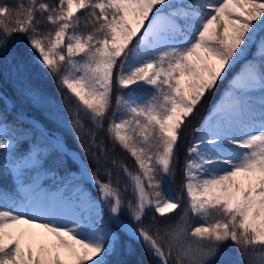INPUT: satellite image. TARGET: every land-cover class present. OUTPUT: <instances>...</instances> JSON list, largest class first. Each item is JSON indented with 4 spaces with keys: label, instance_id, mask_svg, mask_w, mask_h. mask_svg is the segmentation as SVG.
<instances>
[{
    "label": "snow or ice",
    "instance_id": "obj_1",
    "mask_svg": "<svg viewBox=\"0 0 264 264\" xmlns=\"http://www.w3.org/2000/svg\"><path fill=\"white\" fill-rule=\"evenodd\" d=\"M13 37L23 52L6 57ZM21 56L53 80L95 171L0 91V264H139L132 241L150 264H264V0H0V79Z\"/></svg>",
    "mask_w": 264,
    "mask_h": 264
},
{
    "label": "trees",
    "instance_id": "obj_2",
    "mask_svg": "<svg viewBox=\"0 0 264 264\" xmlns=\"http://www.w3.org/2000/svg\"><path fill=\"white\" fill-rule=\"evenodd\" d=\"M6 2H13V0H6ZM17 37L19 34H16ZM24 48V44L22 43V38L17 39L16 37H13L8 44V50L11 54L13 53H22ZM32 55H35L33 53ZM19 59L24 60V66H26V70L28 72V82L32 87L38 88L43 94L48 95L52 98H54L61 106L62 101L60 95L57 93L55 84L50 76L46 75L44 71L39 69L36 65L31 63V61L26 56H21ZM231 77V72H229L228 78L223 80L222 82L218 83L216 89L214 92L206 96L202 103L198 106L195 117L193 119L189 120L188 128L186 129L187 135L182 138L181 145L182 149L186 148L188 140L191 139L192 133L194 130L197 129L198 125L201 123L203 118L207 115V113L210 110L211 105L216 101L218 96L222 93L224 89H226L228 80ZM0 91L3 92L5 97H10L11 100L15 101L16 104V111L23 112L25 115L34 117L39 119L44 123V126L47 127L49 130L53 131L52 126L49 124V122L44 118L42 115V112L39 108H36L33 104L28 102L27 100H24L20 98L15 90V85L12 82V78L8 74V76L2 77L0 79ZM65 113H67L66 109L63 108ZM68 114V113H67ZM9 119L11 120L12 117L10 116ZM63 139L66 140L67 145L69 148L76 150L85 161L86 165H88L89 169L91 171H95V167L92 165L89 158L84 154L80 144L77 142V140L70 135L63 133ZM108 141L105 140V144H107ZM118 156L120 159H122L129 168H132L135 170L134 162L132 161L131 157L128 156L126 153H122L119 149L116 150ZM181 156H183V151L181 152ZM69 166L75 168L77 165L73 164L71 161H69ZM101 180H105L106 176L103 171L98 173ZM115 182V181H114ZM125 183V177L123 174H121L120 178V184L121 188L123 189V185ZM0 184H2L5 188L11 190L12 188V180L9 173H5L2 178H0ZM180 184H181V177L179 173L177 174V177L175 180L169 179L168 182L165 184L164 188L167 191L169 195L179 196L181 195L180 191ZM85 188L89 190L93 195L97 196L98 191L89 183H85ZM125 195L130 196V193H125ZM183 205L184 201L182 200V207L180 211H183ZM151 213H148L147 217L145 218V222L147 223L148 220L151 219ZM121 217L123 219L129 220V217L122 212ZM104 221L106 226L108 227H114V224L112 223L110 217L105 214ZM131 222V221H130ZM133 245V248L135 249V255L130 257L132 260L139 262V264H150V257L144 252L143 248L137 244L135 241L131 242ZM226 248L228 254H234L238 256V252L235 246L231 244V242H228V244L224 247ZM247 259V258H246Z\"/></svg>",
    "mask_w": 264,
    "mask_h": 264
},
{
    "label": "rangeland",
    "instance_id": "obj_3",
    "mask_svg": "<svg viewBox=\"0 0 264 264\" xmlns=\"http://www.w3.org/2000/svg\"><path fill=\"white\" fill-rule=\"evenodd\" d=\"M5 55H6V57L11 55V53L8 50V48H7V52H6ZM249 55H251V53H249ZM238 68H239V65H237V69ZM235 70L236 69H234L233 71H235ZM8 74L12 78V82L15 85L16 92H17L18 89H21V88H24V87H27V86H31L29 84V82H28V79H27L28 72L26 70V66H24L22 72L18 75L16 73V71H15L14 64H5L4 74L3 75L4 76L5 75L8 76ZM231 75H232V72H231ZM43 96L45 97L44 103L42 105H34V106L41 110L42 115L49 122V124L52 126L53 131L57 132L62 138H63V133H66V134H68V135H70L71 137L74 138V134L70 130V120L68 118V114L65 113V111L63 110V106H61L54 98H52V97H50L48 95H45V94H43ZM214 103L211 105L210 110L207 113V115L210 114ZM42 124L44 125L43 122H42ZM72 151L76 152L75 150H72ZM52 184H53V181L51 179H49L47 181V183H46V186H50ZM86 191H88L97 200L99 199V193H98L97 196H95L89 190L86 189ZM172 196H174V195H172ZM226 250H227L226 248H223V250H222L223 253H226L227 252ZM230 257H231V259H240L239 256L234 255V254H230ZM219 259L220 260H226V259H228V257L225 256V255H222ZM241 264H244V260H241Z\"/></svg>",
    "mask_w": 264,
    "mask_h": 264
},
{
    "label": "bare ground",
    "instance_id": "obj_4",
    "mask_svg": "<svg viewBox=\"0 0 264 264\" xmlns=\"http://www.w3.org/2000/svg\"><path fill=\"white\" fill-rule=\"evenodd\" d=\"M73 152V151H72ZM74 153V152H73ZM123 221V220H122ZM125 222V221H124ZM127 223V222H126Z\"/></svg>",
    "mask_w": 264,
    "mask_h": 264
},
{
    "label": "water",
    "instance_id": "obj_5",
    "mask_svg": "<svg viewBox=\"0 0 264 264\" xmlns=\"http://www.w3.org/2000/svg\"><path fill=\"white\" fill-rule=\"evenodd\" d=\"M38 121V120H37Z\"/></svg>",
    "mask_w": 264,
    "mask_h": 264
}]
</instances>
